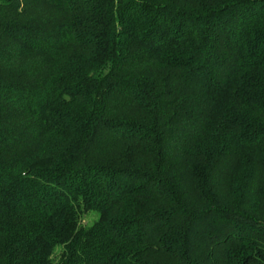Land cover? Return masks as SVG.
<instances>
[{"label":"trees","instance_id":"1","mask_svg":"<svg viewBox=\"0 0 264 264\" xmlns=\"http://www.w3.org/2000/svg\"><path fill=\"white\" fill-rule=\"evenodd\" d=\"M0 264H264V0H0Z\"/></svg>","mask_w":264,"mask_h":264},{"label":"rangeland","instance_id":"2","mask_svg":"<svg viewBox=\"0 0 264 264\" xmlns=\"http://www.w3.org/2000/svg\"><path fill=\"white\" fill-rule=\"evenodd\" d=\"M98 218V215L94 212H87L84 215L80 216L79 221L87 226L93 224V222Z\"/></svg>","mask_w":264,"mask_h":264}]
</instances>
